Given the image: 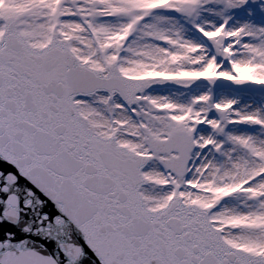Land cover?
I'll list each match as a JSON object with an SVG mask.
<instances>
[{
	"label": "snow or ice",
	"instance_id": "6c2138e0",
	"mask_svg": "<svg viewBox=\"0 0 264 264\" xmlns=\"http://www.w3.org/2000/svg\"><path fill=\"white\" fill-rule=\"evenodd\" d=\"M0 264H264V0H0Z\"/></svg>",
	"mask_w": 264,
	"mask_h": 264
}]
</instances>
